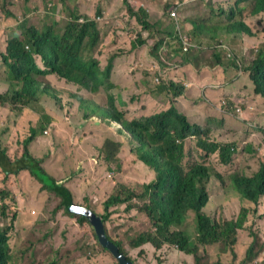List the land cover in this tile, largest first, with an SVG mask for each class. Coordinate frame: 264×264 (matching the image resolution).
I'll return each mask as SVG.
<instances>
[{"label": "trees", "instance_id": "16d2710c", "mask_svg": "<svg viewBox=\"0 0 264 264\" xmlns=\"http://www.w3.org/2000/svg\"><path fill=\"white\" fill-rule=\"evenodd\" d=\"M28 1L10 0L8 7L5 0L2 7L3 24L13 26L15 31L8 28L11 36L7 33L0 37V84L5 86L0 91V106H8L15 114H21L34 103L39 104L40 95L56 97L64 90L62 81L73 85L76 93L72 96L79 102L77 110L82 119L91 123L93 138L90 141L99 148L100 160L106 164L105 177L107 181L111 178L114 189L104 195L98 205H91L92 198L88 195L90 200L83 197V201H73L75 197L66 183L45 165L49 156L61 153L51 154L50 147H45L43 153L30 148L42 134L38 126L31 125L30 131L18 139L21 146L16 147L6 143L10 121H0V264H24L25 261V264H117L112 252L98 240L86 212L96 215L107 240L132 264L149 261L148 246L153 248L152 256L157 264H164V258L157 254L164 246L190 254L192 259L187 264H246L247 259L260 256L264 234H260L263 240L259 242L253 226L264 218V156L260 158L263 150L259 147V139L264 140V126L257 125L258 107L264 104V0H227L226 14L215 10L224 19L211 24L188 16L164 17L163 11L169 14L178 0H122V28L116 34L100 26L106 24V20L96 19L99 8L92 18L73 6L71 0H62L65 15L62 20H54L47 19L51 13H38L34 7L25 11ZM144 1L159 9L158 18L152 22L148 20ZM241 13L249 17L240 16ZM34 17L36 21L32 22ZM128 22L130 30H124ZM220 25L227 27L224 35L231 36L224 40L225 45L235 41L234 33H238L241 40L243 36H253L254 49L246 60L243 51L238 56L234 52L220 54L213 50L210 64L193 67L199 79L196 86L189 88L183 84L185 79H174L158 71L160 60L166 63L174 60L179 71L194 63L195 48L212 50L202 44L199 36L215 41L220 37ZM183 26L186 33L181 30ZM99 37L127 50H134L151 38L148 54L158 64V69L145 68L140 75L156 78V84L153 88L145 86L147 95L141 106L142 113L130 120L125 117L126 111L120 110L115 85L110 81L112 60L116 55L109 57L110 62L104 68L99 67L91 55ZM213 66L221 70V81H228L232 88L219 94L216 103L208 105L205 123L194 122L182 113L177 99H194L195 92L199 96V88L205 83L203 78H207L204 72ZM158 88L160 92L156 94ZM101 90L107 91L101 100L81 94L82 91L96 94ZM133 98L134 102L139 96ZM43 108L52 116L51 122L58 121V114L45 105L40 109ZM110 120L121 125L117 128L120 135L105 140L98 127L101 121L109 124ZM243 121L253 122L255 126L249 128L259 134L258 139L244 145L247 154L242 160L250 177L240 175L241 165L237 159V146L247 135V130L241 128ZM122 128L130 136L128 147L120 140ZM62 132L59 127L52 130L54 136ZM51 135L45 137L50 140ZM68 155L62 164H70L66 160ZM259 158V168L248 164L249 161L257 163ZM120 168L126 173L124 177H117ZM22 172H28L33 183L39 184V190L46 194L42 213L39 206L22 202L14 190V177ZM223 176L228 177L241 194L236 217L227 218L222 204L216 202L220 195L212 193L216 178ZM134 184H139L141 190ZM53 197L61 199L54 211H63L74 218L86 230V237L76 239L71 252L67 247L71 239L67 229L55 224L54 234L45 232L42 240L33 241L36 246L30 244L14 250L10 239L18 229L21 205L30 217L32 210H38L35 223L43 226L51 223L46 216L43 219V215L53 209ZM134 210V216H129ZM113 213L119 214L111 217ZM116 220L120 225L110 233L109 225ZM37 231V228L33 231L35 238ZM48 238H53L49 251L41 250L42 256L35 254L38 245L46 243ZM242 240L247 241V246L244 256L238 260L234 245ZM221 244L232 254L228 262L223 261L219 253L209 258V247ZM88 248L94 254L89 253ZM258 264H264V258Z\"/></svg>", "mask_w": 264, "mask_h": 264}, {"label": "rangeland", "instance_id": "374dc122", "mask_svg": "<svg viewBox=\"0 0 264 264\" xmlns=\"http://www.w3.org/2000/svg\"><path fill=\"white\" fill-rule=\"evenodd\" d=\"M62 0H29L26 2L25 11H29L30 7H39L40 11L38 13H51L52 15H48L47 19H54V20H62L64 17V13H62V5L60 4ZM68 1V0H66ZM72 5L77 7L81 12L87 13L89 15H95V10L98 8L100 9V17L99 19H105L106 24H102L100 26H104L109 29L110 32L116 34L120 28H122V20L124 14V6L122 0H71ZM178 0L175 8L172 11L168 12L163 11V16L168 18H178L179 19L188 16V18L193 19L195 21H203L205 20L207 24H211L214 22H219L223 17H220L219 13H216L215 10L219 11L222 14H226L228 12L227 7V0ZM10 0H8V7H9ZM6 4L5 0H0V37H4L7 35L11 36V32H8L7 29L14 30L13 26H6L3 24V10L2 7ZM69 6V5H68ZM70 7V6H69ZM71 8V7H70ZM111 8V10H108ZM73 9V8H72ZM104 9H107V12H104ZM75 10V9H74ZM149 13L152 16H157L159 11L155 10L151 6L148 8ZM105 13V14H104ZM219 17H217V16ZM239 15V14H237ZM37 16V15H36ZM240 16L249 17V15H243L241 13ZM36 21V17H34L32 22ZM130 26V23L124 27V30ZM189 25H186V28ZM182 32L186 33L185 27L181 28ZM15 31V30H14ZM218 31L220 32V37L216 38L215 41L210 40L208 37L199 36L202 44L204 46H209L212 50L206 49H194V53L197 57H193V64H188L187 67L183 70L178 71V66L175 62L169 61L166 63L164 60H160V66L158 69V64L155 61H152L150 55L148 54L150 48V39L148 38L144 44L137 47L134 50H127V49H117V48H109L108 42L103 41L101 39V43L97 48V57L103 61L111 52H118L117 59L113 62V67L117 69V71L113 75V81L117 83L115 85L114 92L116 95L120 96L121 99L118 104L120 110L126 111V119L128 118L127 111L133 113L132 110L136 109V111H140L142 113V104L145 102L144 96L147 95L145 92V86L147 88H153L156 84V78L152 76H143L140 75L141 72L145 69L155 70L168 77L173 76L174 79H187L191 78V80L195 79L197 76L196 71L193 69L194 66L198 64H210V57L213 56L211 53L214 51L220 52L225 48V39L231 36H225L223 32L228 31L226 26H218ZM235 37V49L236 54L239 56L241 51H244L245 46L240 40V35L238 33H234ZM254 40L253 36L249 37L247 48L250 51V48L254 49V45L252 46V41ZM217 41V42H216ZM216 42V43H215ZM109 58V57H108ZM107 58V59H108ZM207 67V66H206ZM2 69V68H0ZM206 77H214V78H221L222 72L216 66L207 68L204 72ZM126 77H129L128 79ZM64 90L57 95L60 96L61 101L52 97L51 95H40V102L39 104H33L31 108L24 110L21 114H15L11 111L10 107L8 106H0V112H2L0 116V121L8 120L10 121V127L6 131V143L7 141L13 144L16 147H20V143H18V139L22 137L25 133L30 131L31 125L38 126L39 133L41 134L40 139L42 141V145L44 147L49 146L53 147V152L56 150H65L66 154H69L66 157V160H69L70 166L73 170V173L70 174V184L68 185L69 191L75 198H72L75 202L83 201L84 198L90 197V203L93 205L94 203L98 205L104 195L110 193L114 189V184L111 178L107 181L105 177V173L103 172L104 168L97 160L96 154L99 150L98 147L92 145L90 138L92 140V135L90 132V122H83L79 116V112L76 113L73 106H62L63 102H67L69 98V93L74 89L71 86H64ZM5 86H1L0 84V91L4 90ZM160 92V89H156V94ZM84 95H88L84 93ZM104 93L93 95L94 99L101 100ZM207 100L213 102L216 97L211 96V92H207ZM133 96H139V99L136 101H132L134 98ZM132 98V99H131ZM54 107L55 114H58L60 117L58 121L53 120L51 122V118L46 109H40L41 106L44 107ZM263 105V106H262ZM258 107L259 109V122L257 125L264 126V104ZM187 106V105H186ZM194 106H191L188 113H194L192 109ZM40 109V110H39ZM42 110V111H41ZM11 112L12 115L7 114ZM197 112V108H196ZM48 116H47V115ZM52 117V116H51ZM62 119L71 120L72 122L69 123L71 127L65 134L54 136L52 134V130L58 127H64L65 124L61 122ZM196 119V118H193ZM94 121H99L98 119H93ZM118 125L117 122H112L110 124L105 123L104 121L100 122V126L98 127L99 133L102 139H113L120 135L118 133ZM0 127H2L0 125ZM84 128V136L85 141L76 138V134L80 132V129ZM53 137H52V135ZM51 135L50 140L46 141L45 136ZM44 136V137H42ZM255 136V134H252ZM89 137V141L86 138ZM49 139V137H48ZM120 140L124 143L127 147L129 146L130 136L128 134L122 133ZM30 148H35L38 150L39 153H42V148L40 143H31ZM62 165V164H61ZM48 168L51 170V166L48 165ZM75 170V171H74ZM60 173L59 171L57 172ZM118 176H125V172L122 168L116 173ZM143 174V173H142ZM22 175L21 180L19 179ZM145 175V174H144ZM20 176L14 177V190H17L18 197L22 202L27 204L37 205L39 206V210L42 213L43 210V202L46 200L44 199L45 193L41 192V186L39 184H31V175L28 172H22ZM107 182V183H106ZM17 184V185H16ZM16 185V186H15ZM138 190H141V186L139 184H134ZM2 186L1 175H0V187ZM20 187H23V192H20ZM213 194L220 195L222 198L226 199H237L234 195H228L224 191H222L218 186L213 190ZM211 193V194H212ZM88 195V196H86ZM61 199L57 197L52 198L53 209L48 210L46 214L43 215V219L48 218L51 223L44 224L43 226L35 223L37 222V215L38 210H32L33 215L30 217L25 211V208L21 205L22 212L21 216L19 214V223L18 229L11 235L10 244L14 250L20 249L22 246L27 248L30 244H36L33 241H40L42 240L43 234L45 232H51L54 234V227L55 224L62 225L63 229H67V233L69 235V242L67 243V247L69 250L72 251L74 247V243L76 239H84L86 237L85 232L86 230L84 227L80 226L76 220L70 216H68L65 212L61 211L59 213L55 212V208L60 203ZM220 199L217 198L216 202H219ZM236 207L228 208L229 211H235ZM260 213V212H258ZM119 213H113L111 217L117 216ZM135 210L129 214V216H134ZM1 218V215H0ZM52 219V220H51ZM54 222V223H52ZM190 224L193 223L192 219H188ZM120 225L118 220L112 221L109 225V232H114L117 227ZM255 230V234L259 237V242L263 240V237L260 234H264V218L259 220L253 226ZM37 228V238H35V233L33 232ZM129 237V236H128ZM53 242V238H48L46 243L38 245L35 254L38 256H42L41 250L44 252H48V245ZM61 242V241H60ZM26 244V245H25ZM60 244V243H59ZM58 244V245H59ZM247 246V241L242 240L234 245L235 251L240 260L244 256V249ZM264 245H262L263 247ZM149 250V261L145 264H157V260L152 256L154 252L151 246L147 247ZM89 253L94 254L93 250L91 252L90 248ZM40 251V252H39ZM209 258L212 259L220 254V257L223 261H229L232 257L229 248L226 245H214L209 247ZM261 255L253 258L252 260L247 259L246 264H258L260 260L264 257V247L261 249ZM157 254L164 258V264H187L190 259H192L190 254H185L179 252V250L175 248H168V246H164L161 251H158ZM22 261H25L21 259ZM27 261H25L26 263ZM238 262V261H236ZM235 262V263H236ZM24 263V264H25ZM228 264H231L228 262Z\"/></svg>", "mask_w": 264, "mask_h": 264}, {"label": "clouds", "instance_id": "9594fccd", "mask_svg": "<svg viewBox=\"0 0 264 264\" xmlns=\"http://www.w3.org/2000/svg\"><path fill=\"white\" fill-rule=\"evenodd\" d=\"M90 17L93 18L94 15L93 16L90 15ZM95 17H96V19H99L100 14H97ZM79 20H82V18H80ZM244 39H245L244 46H245V49L246 50H244L243 53L245 54V60H246V57L247 58L249 57V55L253 51V49L250 48V51L247 52L248 51L247 44H248L249 37L243 36V40H241V38H240V40L242 41V43L244 42ZM100 43H101V39L98 40L96 42V44L94 45V47L92 49V52H91V55H93V58H95V61L98 63V66L101 67V68H104L110 62V58H108V57H110L111 55H114L115 54L116 57L114 58V60H112V62H114L117 59V57H118V54H117L118 52H111L103 61H101L97 57V48L99 47ZM117 49H120V48H117ZM230 52L236 53L235 41L234 42H231L229 45H225V48L222 51H220L219 53L220 54H224V53L229 54ZM116 71H117V69L115 67H113V63H112L110 81L114 85H116V83L113 81V75H114V73ZM221 77H222V75H221ZM126 78L128 79L129 77H126ZM197 79H199L198 76H196L195 79H193V80H191V78L185 79V80H183V84L187 88H189V87H191L193 85L196 86L195 82H196ZM203 81L205 83H204L203 86H201L199 88V96L195 92V93H193L194 99H191L190 97H181V98H178L177 99L178 104L181 106L182 113H184L186 116H188L194 122H199V123H205V120H206L205 119V116H206V113L208 111V105L209 104H212V103H216V101L218 100V96H217L216 97L217 100L215 102L208 101L207 100V97H209V95H207V92L208 91L209 92H213L215 88L221 87L222 88V92L220 94H222L223 92H225L228 89H231L232 88V84L231 83H229L228 81H221V78H214V77H209L208 78L207 77V78H203ZM62 84L64 86H71L74 89L73 91H71L69 93V98H68L67 102H63L62 103V106H64V107H67V106H70V105L73 106L75 112L76 113L79 112V116H80L81 120L83 122H85L86 119H82V116H81L80 111L79 110H76V108L79 105V102L77 101V99L75 97L72 96V94L76 93V88L73 85L65 84L64 81H62ZM102 92L105 94L107 91L101 90L100 92H98L96 94H100ZM84 93H86L88 95H84ZM81 94L83 96H86V97L87 96H91L92 97L93 95H96V94H89L86 91H82ZM45 95H48V94H45ZM54 98L58 99V101H61V98L58 95L56 97H54ZM120 99H121V97L118 96V104H119V102H121ZM191 106H194V108L192 109V111L194 113H188L187 112ZM196 108H197V112H196ZM139 112L140 111H136L134 113H131V112L127 111L128 119L130 120L134 116H139L140 115ZM93 117H96V116H92L91 118H93ZM193 118H196V119H193ZM111 121L114 122V123L117 122V121H114V120H110L109 124L111 123ZM116 126H118L119 128H121V125L119 123ZM249 126H255V125L251 121H243V123L241 125V128H242V130L243 129H246L247 130V135H245V138L242 140V143H240L237 146V159L239 160L240 165H241L240 175H244V176H247V177H250L251 176V173L245 167L244 161L242 160V156L247 154L244 145L248 141H250V140H255V139H251V136H252V134H254L255 131H253V129L249 128ZM122 133L128 134L127 131H125L123 128H122ZM259 141L261 142V146H259V147H260V149L263 150V153L260 155V158H261V157L264 156V140L259 139ZM96 157H97V160L100 162V164L104 168L103 172H106V164L103 163L100 160V155H99L98 152L96 154ZM260 158L257 160V163L254 164L252 161H249L248 164L255 165L256 168H259ZM72 173H73V170L71 168V174ZM217 186L222 191H224L225 193H227L228 195H234V196H236L239 199V200H237L235 198L234 199L233 198L232 199H226V198H222L221 196L219 197V199H220L219 202L222 204L224 215H226L227 218H231L232 216L233 217H236L235 215H237L239 213V211H240L241 194L234 187L232 181L228 177H226V176H223L222 179L216 178L215 184L212 185V190H214ZM233 207H236V210L235 211H229L228 212V208H233Z\"/></svg>", "mask_w": 264, "mask_h": 264}, {"label": "crops", "instance_id": "0c3cea01", "mask_svg": "<svg viewBox=\"0 0 264 264\" xmlns=\"http://www.w3.org/2000/svg\"><path fill=\"white\" fill-rule=\"evenodd\" d=\"M29 2V1H28ZM144 4V6L146 7L147 9V13H148V20L151 21L153 19H157L159 14L157 16H152L149 11H148V8L149 6H151L152 8H154L155 10L159 11V9H156L152 4L148 3L147 1H144L142 2ZM36 11H39L40 9L36 8ZM110 9V8H109ZM108 9V10H109ZM104 12L106 13L107 12V9H104ZM104 13V14H105ZM152 22V21H151ZM243 44H245V39H244V42ZM108 46L109 48H119L117 47L116 45H113L111 43H108ZM246 50V49H244ZM185 69V68H184ZM183 70V69H181ZM222 92V88L219 87V88H215L213 92H211V96L212 97H217L220 93ZM217 99H215L213 102H215ZM48 110L50 111H54V107L53 106H50V107H47ZM77 110V108H76ZM62 123L65 124L64 127H59L61 129H63V132L61 133V135L65 134L71 127L69 126V123H71L72 121L70 120H66V119H62L61 120ZM83 131H84V128L80 129V132L76 134V136H80V139L82 141H85V137L83 135ZM255 136H251V139H258L259 138V134L254 132ZM44 137V136H42ZM89 138V137H88ZM46 141H48V139L45 137ZM37 143H40L41 144V148H42V153H43V149L45 148L43 145H42V141L40 139V137L37 139L36 141V144ZM49 147V146H46V148ZM51 148V154L53 153V147H50ZM55 152H58V153H61V155H58V156H55L53 155L52 157L49 156L47 159H46V162H45V165L48 166L50 165L51 166V170L50 172L55 174L57 177H59L62 181H64L66 183V185L68 186L70 184V174H71V166L70 164H62V160L64 159L65 155H67L65 153V150L62 149V150H56ZM62 164V165H61ZM60 172L59 174L57 172ZM22 178V175L20 177V179ZM31 184H35L33 183L32 181V178H31ZM225 262H228V261H225Z\"/></svg>", "mask_w": 264, "mask_h": 264}, {"label": "water", "instance_id": "95a60500", "mask_svg": "<svg viewBox=\"0 0 264 264\" xmlns=\"http://www.w3.org/2000/svg\"><path fill=\"white\" fill-rule=\"evenodd\" d=\"M86 215H88L89 220L94 224V229L98 240L112 252V254L115 256V259L117 260V264H132L130 260H127L124 255L118 251L116 246L107 240L104 228L100 221L97 220L96 215L90 214L89 212H86Z\"/></svg>", "mask_w": 264, "mask_h": 264}]
</instances>
